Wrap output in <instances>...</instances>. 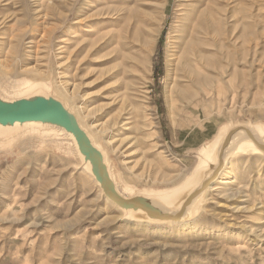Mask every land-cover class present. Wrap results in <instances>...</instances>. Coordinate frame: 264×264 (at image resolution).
I'll use <instances>...</instances> for the list:
<instances>
[{
  "label": "rangeland",
  "instance_id": "rangeland-1",
  "mask_svg": "<svg viewBox=\"0 0 264 264\" xmlns=\"http://www.w3.org/2000/svg\"><path fill=\"white\" fill-rule=\"evenodd\" d=\"M199 4L0 0V91L50 84L121 191L173 187L224 125L264 123V0ZM44 135H0V264H264L263 157L233 156L190 220L155 223L124 215L68 138Z\"/></svg>",
  "mask_w": 264,
  "mask_h": 264
},
{
  "label": "bare ground",
  "instance_id": "bare-ground-1",
  "mask_svg": "<svg viewBox=\"0 0 264 264\" xmlns=\"http://www.w3.org/2000/svg\"><path fill=\"white\" fill-rule=\"evenodd\" d=\"M212 1L197 0L199 5L208 7ZM193 16L196 17L197 14L195 13ZM193 36L196 37L195 34ZM189 45H191V55L195 61L203 58L201 51L196 48L195 42H191ZM14 81L16 80L14 79ZM17 81L19 82V80ZM14 83L16 84V82ZM21 83L22 85L18 86L13 84L14 93L19 95L9 97L3 93L4 91H0V135L14 130H42L48 137L53 135L67 137L82 160V171L88 172L98 186L108 193L107 197L113 200L122 213L131 219L155 223L188 221L196 214L197 208L199 211L210 194L217 189V185L222 182L223 177L231 173L232 168L229 163L233 156L249 155L264 158V123H253V121L239 124V122H231L219 130L215 140L203 154H200L196 165L191 170L184 172L181 180L173 187L158 190L152 195L137 193L128 196L115 183L106 152L91 136V132L82 120H79V116L83 112L78 111L77 106H74V109L71 104H68L70 102L67 99L66 102L54 96L53 90L49 89L52 87L50 84L43 83L42 87H39L40 84L36 85L34 82L36 85L34 87L33 81L25 80ZM7 85L9 86V84ZM68 95L69 100L74 97L72 93ZM92 128L91 125L90 129ZM94 133L96 132L94 131ZM47 138L45 137V139Z\"/></svg>",
  "mask_w": 264,
  "mask_h": 264
}]
</instances>
